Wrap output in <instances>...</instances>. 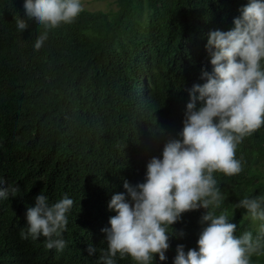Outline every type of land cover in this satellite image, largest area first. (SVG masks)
Returning a JSON list of instances; mask_svg holds the SVG:
<instances>
[{
	"label": "trees",
	"instance_id": "trees-1",
	"mask_svg": "<svg viewBox=\"0 0 264 264\" xmlns=\"http://www.w3.org/2000/svg\"><path fill=\"white\" fill-rule=\"evenodd\" d=\"M24 3L0 0V176L20 189L0 200V264H98L112 195L125 191V179L143 182L147 163L182 139L188 89L212 70L207 34L232 29L248 0H115V8H84L74 23L50 30L39 51L44 28ZM17 18L28 28L18 31ZM236 154L243 171L216 174L223 209L240 231L255 233L235 204L264 192V127ZM42 191L50 202L74 200L63 253L46 250L43 238H20ZM203 211L173 225L184 235H172L167 261L157 256L155 264H173L178 244L197 247ZM254 260L264 264V256Z\"/></svg>",
	"mask_w": 264,
	"mask_h": 264
},
{
	"label": "clouds",
	"instance_id": "clouds-1",
	"mask_svg": "<svg viewBox=\"0 0 264 264\" xmlns=\"http://www.w3.org/2000/svg\"><path fill=\"white\" fill-rule=\"evenodd\" d=\"M26 15L42 25L34 43L39 51L50 30L72 24L84 11L81 0H25ZM227 31L207 34L205 49L212 70L202 69L203 84L188 89L182 139L170 140L162 158L147 163L143 182L124 180L125 191L112 195L108 208L109 227L102 228L106 249L98 264H118L129 258L132 264H155L167 261L173 225L185 213L203 209L199 223L204 225L197 247L176 246L173 264H256L264 256V192L245 195L235 208L245 210V217L257 224L240 231L232 216L223 209L224 194L216 174L238 176L243 162L237 158L238 146L245 138L264 127V0H248ZM18 31L28 28L17 18ZM198 94V95H197ZM0 176V200L16 196L18 186L5 187ZM74 200L65 194L53 202L43 191L25 214L22 240L43 238L46 250L63 253L68 242L63 238ZM89 254L96 249L89 245Z\"/></svg>",
	"mask_w": 264,
	"mask_h": 264
},
{
	"label": "rangeland",
	"instance_id": "rangeland-1",
	"mask_svg": "<svg viewBox=\"0 0 264 264\" xmlns=\"http://www.w3.org/2000/svg\"><path fill=\"white\" fill-rule=\"evenodd\" d=\"M84 8L88 9H102V10H109L110 8H115L116 3L115 0H81ZM254 226L258 227L257 224Z\"/></svg>",
	"mask_w": 264,
	"mask_h": 264
}]
</instances>
